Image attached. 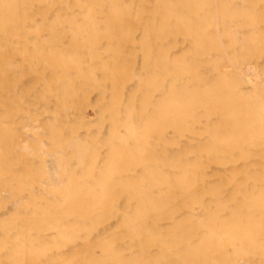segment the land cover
I'll list each match as a JSON object with an SVG mask.
<instances>
[{"label":"bare ground","instance_id":"bare-ground-1","mask_svg":"<svg viewBox=\"0 0 264 264\" xmlns=\"http://www.w3.org/2000/svg\"><path fill=\"white\" fill-rule=\"evenodd\" d=\"M0 264H264V0H0Z\"/></svg>","mask_w":264,"mask_h":264}]
</instances>
